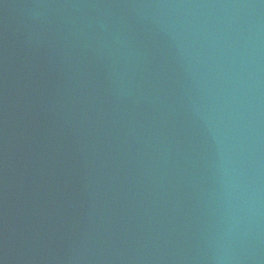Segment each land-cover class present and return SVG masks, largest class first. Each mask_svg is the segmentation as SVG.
Instances as JSON below:
<instances>
[{
	"label": "water",
	"instance_id": "water-1",
	"mask_svg": "<svg viewBox=\"0 0 264 264\" xmlns=\"http://www.w3.org/2000/svg\"><path fill=\"white\" fill-rule=\"evenodd\" d=\"M0 264H264V0H0Z\"/></svg>",
	"mask_w": 264,
	"mask_h": 264
}]
</instances>
